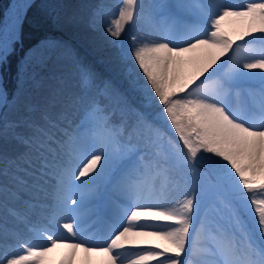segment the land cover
Listing matches in <instances>:
<instances>
[{
	"label": "snow or ice",
	"instance_id": "obj_1",
	"mask_svg": "<svg viewBox=\"0 0 264 264\" xmlns=\"http://www.w3.org/2000/svg\"><path fill=\"white\" fill-rule=\"evenodd\" d=\"M103 16L94 11L91 24L112 43L140 20L150 28L130 36L125 57L166 129L143 118L117 122L95 97L79 122L69 111L80 97L64 100L55 117L50 101L41 125L27 118L37 106L24 105L33 133L14 138L27 145L44 137L55 147L22 209L0 199L13 221L0 219V264H264V0H119L110 21ZM19 19L17 12L0 36V62L18 40ZM257 75L259 91L242 92L241 82ZM81 84L110 92L86 70ZM19 101L0 87V107ZM60 121L54 138L45 125ZM103 185L121 199L105 207L106 234L93 235L84 224ZM8 191L0 186V197Z\"/></svg>",
	"mask_w": 264,
	"mask_h": 264
},
{
	"label": "bare ground",
	"instance_id": "obj_2",
	"mask_svg": "<svg viewBox=\"0 0 264 264\" xmlns=\"http://www.w3.org/2000/svg\"><path fill=\"white\" fill-rule=\"evenodd\" d=\"M113 1L115 0H68L63 7V11L60 13V15H63L65 18L60 23L59 28L67 37H72L68 42H74L75 39L77 42H81L89 48H94L93 46L98 44L100 47V49H98L100 54L97 51H92L93 54L102 60L107 58L106 62H108V66L115 69L118 82L121 83L123 88L131 90L132 84L140 86L142 81L139 79L138 73L131 70L133 66L125 57V53L132 43L130 36L136 35L137 37H143L149 34L151 30L146 25L145 21L140 20L135 25L128 26L126 32L122 34L119 41L115 43L110 42V39L104 35L103 29L99 24L96 26L91 24V17L94 11L100 10L102 16L103 13H109L108 16H103V18L110 21L111 13L115 12L116 6L119 4L118 2V4L114 5ZM154 1L156 3L161 2L168 4L167 0ZM141 2L146 6L148 4L146 0H141ZM176 2L177 0H171V5ZM199 2L204 3L206 0H199ZM229 2L238 5L242 0H229ZM16 3L17 0H10V5L5 12L3 22L0 24V36L3 35L6 24H11L12 16L17 13V8L15 7ZM102 3L104 4L103 7ZM55 47H58L59 50L64 49L63 51H66L67 56L58 58L50 65L47 70L48 76H45L46 71L40 67V71L45 74L44 78L39 77L40 83H35L30 92L19 94L20 101L7 106L0 120V157H3L0 158V170L7 171L8 173L6 177L0 176V186L7 185L9 190L6 196L0 197V199H2L9 208L22 209L24 207V202L35 195L33 184L36 182L37 177L34 174L40 172L41 166L45 160H50L51 155L49 151L50 148H54V144L49 145L44 142L45 146L41 149L39 146L40 143L26 145L19 139L14 138V133L24 137L31 135L32 127L24 123V105L33 104L37 106L34 112L27 114V118L33 124L37 125L44 124V121L41 119V114L45 110V106L49 105L50 101H56L47 108L55 117L57 113L63 110V101L72 97L81 98V102L75 109L69 111V119L72 121L79 122L80 118L83 116V112H85L87 108L88 102L93 97H95L103 107L114 113V119L117 122L123 121L128 125H135L139 119L135 111L130 113L126 112L124 109L120 111L117 103L111 99L104 98V96L98 95L97 87L85 89L79 84L77 76L86 68H92V71L96 72L101 78H106L110 86L115 83L110 76L107 78L108 76L105 74V71L85 53V50H79L74 53L75 51L70 45L57 44ZM124 75H131L130 83L124 82ZM98 80L99 78H94L95 85L103 87L104 85L100 84ZM0 83L2 84L1 71ZM252 84L261 85L258 75L254 79L242 81L240 90L247 92L249 90L246 86ZM2 108L3 107H0V115L2 114ZM11 122H19V126L13 128L10 126ZM63 125L64 122L60 121L55 128L50 125H45V127L54 138H58L64 131ZM33 141H35V139ZM14 175L26 181V183L21 184L14 181ZM111 193H115L120 197V194L113 191L110 186H102L99 206L94 215L86 217L84 224L85 230L90 234H106L108 214L105 211V207L112 201H116L113 199ZM16 197H18V199ZM0 219H7L10 225L13 222L12 218L3 207H0Z\"/></svg>",
	"mask_w": 264,
	"mask_h": 264
},
{
	"label": "rangeland",
	"instance_id": "obj_3",
	"mask_svg": "<svg viewBox=\"0 0 264 264\" xmlns=\"http://www.w3.org/2000/svg\"><path fill=\"white\" fill-rule=\"evenodd\" d=\"M146 1L148 2L147 5L156 3L154 0ZM66 2H68V0H35L34 4L32 5V9L30 8L31 15L37 18H43L44 22L48 26L49 31L24 50L21 57L16 60L17 63L12 76L10 72H4L7 77V88L9 90L7 92V96L9 100L11 101L14 96H19V94L21 93L24 94L30 92L35 83H40L39 77L44 78L45 75L42 71H40V67H42V69L46 71L45 76H48L47 70L49 69L50 65L58 58L67 56L66 51H63L64 49L59 50V48L55 47V45L65 44L72 46L75 51L74 53L78 52L79 50H85V53H87V55L95 62H97V64H99V66H101V68L105 71V74H107L108 76L107 78H109L110 76L115 81V83L110 86L106 78H101L96 72L92 71V68L85 69L86 71L91 72L94 78H99L98 82L100 84H108L110 86V92L109 94L105 95L104 98L111 99L112 101L117 103L119 105L118 109L120 111H123L122 109L129 113L135 111L138 114L137 116L139 118H143L153 123L154 125L161 127L162 129H166V126L163 124V122L158 119V107L147 100L145 94L141 90V85L135 86L132 84L131 90L123 88L121 86V83L118 82L115 69H112L108 66V62H106L107 58L102 60L93 54L92 51H97L99 53L98 49H100V47L98 44L96 46H93L94 48H89L85 44L77 42L75 39L74 42H68L72 37H67L59 28L60 23L65 18L63 17V15H60V13L63 11V7L65 6ZM113 2L114 5H116L118 4L119 0H115ZM167 2L169 5H171V0H167ZM243 2L244 0H242L240 4H242ZM103 6L104 4L102 3V7ZM101 56L104 57L103 55ZM130 77L131 75H124V82L130 83ZM77 81L80 85H82L81 73L77 76ZM21 82L22 91H18V88H20L21 86ZM249 88L252 91L253 89H259L260 86L258 84H252L249 86ZM6 109L7 107L2 108L0 120L2 119V115L6 111ZM32 133L33 129L31 130V135ZM41 140L48 143V141L44 139V137L38 136V138L35 139V141H33L30 145L40 143ZM51 159L52 156L50 157V160ZM207 164L208 161L205 160L201 165V170H205L204 166ZM112 196L120 200L119 195L112 193Z\"/></svg>",
	"mask_w": 264,
	"mask_h": 264
},
{
	"label": "trees",
	"instance_id": "obj_4",
	"mask_svg": "<svg viewBox=\"0 0 264 264\" xmlns=\"http://www.w3.org/2000/svg\"><path fill=\"white\" fill-rule=\"evenodd\" d=\"M7 0H0V19L4 10V7L6 6ZM47 25L46 23L43 21V18L40 17H34L31 16L30 14L27 16V18L25 19V21L23 22L22 25V44L24 47L29 46L30 44H32L36 38H38L39 36H41L43 33H45L47 31ZM21 50L18 52L20 53ZM18 53H14L9 55L7 57L8 59V64L10 69L13 70L14 68V64L17 58Z\"/></svg>",
	"mask_w": 264,
	"mask_h": 264
},
{
	"label": "water",
	"instance_id": "obj_5",
	"mask_svg": "<svg viewBox=\"0 0 264 264\" xmlns=\"http://www.w3.org/2000/svg\"><path fill=\"white\" fill-rule=\"evenodd\" d=\"M27 0H18V4H23L25 3ZM28 3V2H27ZM24 11L25 9H18V12H19V21H18V26L16 28V34L19 35V32H20V26H21V22H22V17H23V14H24Z\"/></svg>",
	"mask_w": 264,
	"mask_h": 264
}]
</instances>
